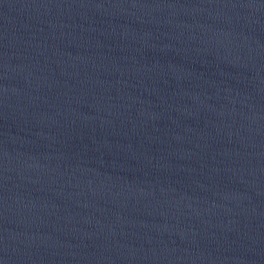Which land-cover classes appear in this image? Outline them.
<instances>
[{
    "label": "water",
    "instance_id": "1",
    "mask_svg": "<svg viewBox=\"0 0 264 264\" xmlns=\"http://www.w3.org/2000/svg\"><path fill=\"white\" fill-rule=\"evenodd\" d=\"M0 264H264V69L0 0Z\"/></svg>",
    "mask_w": 264,
    "mask_h": 264
}]
</instances>
